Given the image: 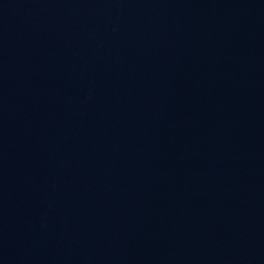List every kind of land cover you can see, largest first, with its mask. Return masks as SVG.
<instances>
[{
  "label": "water",
  "instance_id": "1",
  "mask_svg": "<svg viewBox=\"0 0 264 264\" xmlns=\"http://www.w3.org/2000/svg\"><path fill=\"white\" fill-rule=\"evenodd\" d=\"M0 264H264V0H0Z\"/></svg>",
  "mask_w": 264,
  "mask_h": 264
}]
</instances>
